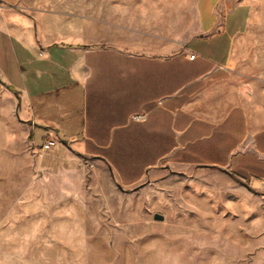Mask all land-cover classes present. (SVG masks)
<instances>
[{
	"label": "rangeland",
	"instance_id": "1",
	"mask_svg": "<svg viewBox=\"0 0 264 264\" xmlns=\"http://www.w3.org/2000/svg\"><path fill=\"white\" fill-rule=\"evenodd\" d=\"M236 1L247 6L246 25L221 86L246 112L250 130L264 131V0ZM197 4L0 0V18L30 22L42 44L172 56L200 34ZM5 34L0 29V65L21 81ZM5 84L0 73V264H264V200L250 191L264 192L224 169L158 164L151 141L135 135L124 146L111 141L108 162L81 153L70 140L34 129ZM51 139L56 145L45 149Z\"/></svg>",
	"mask_w": 264,
	"mask_h": 264
},
{
	"label": "crops",
	"instance_id": "2",
	"mask_svg": "<svg viewBox=\"0 0 264 264\" xmlns=\"http://www.w3.org/2000/svg\"><path fill=\"white\" fill-rule=\"evenodd\" d=\"M197 8L200 34L189 40L186 52L172 56L42 44L35 31L30 33V22L11 25L0 18L7 52L21 68L22 80L0 65L1 77L23 92L18 105L34 129L70 140L81 153L108 162L110 142L124 146L125 136L135 135L151 141L162 158L158 164L167 159L182 171L197 166L224 169L264 192V131L250 130L246 112L231 104L221 86L234 39L246 25L247 6L236 0H198ZM11 41L18 42L21 55ZM138 113L145 114L144 121L132 119ZM129 122L137 124L133 131ZM250 193L264 200V194Z\"/></svg>",
	"mask_w": 264,
	"mask_h": 264
},
{
	"label": "built area",
	"instance_id": "3",
	"mask_svg": "<svg viewBox=\"0 0 264 264\" xmlns=\"http://www.w3.org/2000/svg\"><path fill=\"white\" fill-rule=\"evenodd\" d=\"M195 57H196V54L193 52H190V58L195 59ZM132 119L134 121H144L145 120V114H143V113L135 114V115H133ZM55 145H56V141L51 139V140L46 141V143L44 144V148L49 149Z\"/></svg>",
	"mask_w": 264,
	"mask_h": 264
},
{
	"label": "trees",
	"instance_id": "4",
	"mask_svg": "<svg viewBox=\"0 0 264 264\" xmlns=\"http://www.w3.org/2000/svg\"><path fill=\"white\" fill-rule=\"evenodd\" d=\"M11 91H13L14 93H15V95L20 99V93L17 91V90H15V88L13 87V86H11V85H8V84H5ZM135 122H137V121H135ZM105 153H107V151L105 152ZM106 158H108V159H110V155L107 153V157ZM238 179V178H237ZM240 181V180H239ZM249 188H250V190H252L253 191V189L249 186Z\"/></svg>",
	"mask_w": 264,
	"mask_h": 264
},
{
	"label": "water",
	"instance_id": "5",
	"mask_svg": "<svg viewBox=\"0 0 264 264\" xmlns=\"http://www.w3.org/2000/svg\"><path fill=\"white\" fill-rule=\"evenodd\" d=\"M155 219L162 220L163 219V216H161L160 214H156L155 215Z\"/></svg>",
	"mask_w": 264,
	"mask_h": 264
}]
</instances>
